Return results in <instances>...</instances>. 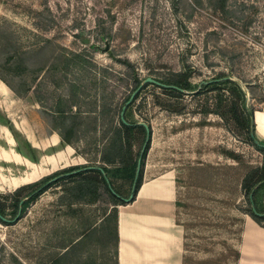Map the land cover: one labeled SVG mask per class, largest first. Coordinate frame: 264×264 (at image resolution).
Returning <instances> with one entry per match:
<instances>
[{"label": "rangeland", "instance_id": "374dc122", "mask_svg": "<svg viewBox=\"0 0 264 264\" xmlns=\"http://www.w3.org/2000/svg\"><path fill=\"white\" fill-rule=\"evenodd\" d=\"M205 5L192 0H0V51H7L3 45L12 32L22 47H34V73L26 83L44 94L38 102L32 92L18 96L4 84L0 88L6 94L0 99V119L10 121L17 136L14 143L1 129V144L6 138L11 144L6 149L19 146L29 154L25 143H31L40 162L26 177L42 169L48 176L70 167L105 168L107 179L127 199L133 182L118 166L103 162L107 152L102 132L117 125L119 107L135 79L140 84L147 78L157 82L170 72L190 68L191 82L198 84L223 72L239 81L248 104L264 113V0H227L222 15ZM45 23L47 31L36 27ZM60 53H83L92 63L90 74L82 82L75 69L62 76L53 65ZM0 74L22 93L19 78L3 69ZM72 85L80 87L75 100ZM58 99L65 104L77 101L71 109L78 118L71 123L79 138L69 147L68 166L49 171L41 158L61 149L55 133L61 127L54 114ZM169 102L185 106V111L169 112L163 106ZM195 103L191 92L176 100L150 85L141 90L131 114L125 110L123 117L149 129L141 181L166 175L174 183L185 264H236L243 221L249 217L240 184L250 168L261 164L262 155L232 123L195 113ZM103 106L109 111L105 119ZM141 137L137 133L132 141L133 157L143 145ZM26 171L24 165L0 161V177ZM3 179L0 201L8 221L0 223V264H115L114 221L108 220L110 211L103 201L76 202L78 194L70 193L75 184L62 180L21 206L16 219L8 193L17 188ZM263 199L262 190L256 197L258 207ZM103 222L107 235L101 231Z\"/></svg>", "mask_w": 264, "mask_h": 264}, {"label": "trees", "instance_id": "16d2710c", "mask_svg": "<svg viewBox=\"0 0 264 264\" xmlns=\"http://www.w3.org/2000/svg\"><path fill=\"white\" fill-rule=\"evenodd\" d=\"M192 1L194 4L198 5H205L208 2L207 6L205 5V7L215 14L219 13L222 15L223 13L227 12V0ZM211 1L218 3V5L211 4ZM37 16H39L38 19L36 18ZM37 16L35 18L37 22H39L41 15ZM35 24L38 25V23ZM39 24H42L41 21ZM45 24L46 25H44V27H36L41 28V30L47 31L50 27H47L49 26L48 23ZM9 36V41H7L5 45H3L4 50L7 51H0V70L3 69L9 71L14 75V77H17L22 81V93H19L15 88L9 85V83L4 77L1 76V74L0 81L4 83L16 95L23 96L22 94L26 95L32 92L36 100L38 102H42L44 100L43 92L41 93V91H38L36 88H33L28 85V83H26V78L34 73L30 65L35 55V48H24L25 46L22 47L18 40L11 37L15 36L14 32H12ZM45 43H48V40H46ZM4 54H6L5 57ZM54 59L55 63L53 65L57 67L58 72L61 71L62 76L65 75L67 71L75 69L81 76L79 81L82 82L83 79L86 78V75L90 74L92 63L91 61L86 59L83 53H60L58 56H55ZM123 64L128 65L127 62H124ZM192 74L193 72L190 68H183L178 72H170L160 80H157V82L159 83L158 85L145 84L142 89H145L151 85L155 88L160 89L169 98L176 100L181 98L183 94L191 92L193 94V98L196 101L195 113L203 115H215L227 123H232L239 130H241L246 141H248V143H250L251 146L262 155L261 164L248 170L241 181L240 187L249 205V210L246 214L258 226L264 228V204L261 207H258L256 204L257 194L262 190L264 191V141L258 139L254 134L252 114L253 112H255V110L248 104L246 91L243 89V86L239 83V81L231 78V76H228L222 72L218 73L211 79L201 81L198 84H193L191 82ZM140 82L141 81H139L138 79L134 80L131 93L129 94V96H127L126 99H124L121 107H119V113L122 112V108L130 99L131 94L138 88ZM79 90V86H71L70 94H72L71 96H73L74 100L77 99L75 92ZM140 92H138L134 96L132 102L126 107V114H131L130 108L132 104L137 100ZM200 98H203L204 101L201 102ZM46 100V102H48L47 98ZM76 102L77 101H74L75 104ZM74 103H66L69 105L67 106L66 111V104L62 99H58L57 104L54 108L56 110L54 114L57 115L56 119L61 124L60 128L55 129V133L60 140L61 149H64L67 146L74 147L75 142H77L74 140H78L79 138L77 135L78 131L72 124L74 123L73 120L77 119V116L79 114L74 113L71 109ZM163 106H165V108L169 112L174 114H182L185 111V106L178 104V106L181 107L177 108L176 105L172 102H169ZM108 113L109 111L107 107L103 106L101 115L104 119ZM0 125L12 135V138L16 143L17 136L14 134L11 122L7 119H4L2 121L0 119ZM137 133L142 136L141 139L142 143L144 144L146 138L145 128L136 122L126 121L124 117H121L120 115L118 117L117 125L111 126L110 128L105 129L102 132L103 142H105L103 145V149L107 152V154L103 155L102 157L103 162L109 166H118L126 175H129L128 178H131V182L134 181L137 160L143 147L142 145L141 149H139V152L135 155V157H133L132 141ZM25 144L29 151V154L24 152L19 146L15 147V152L29 162L37 164L39 162V159L35 155V149L32 148L28 142H26ZM148 146L149 141L147 142L142 153V158H144ZM228 154L230 158H232L233 160H237L238 157L236 155H234L233 153ZM71 179H74V181ZM62 180H67L68 182H73L75 184L74 187L70 188V193H72L73 195L78 194L76 202H94L95 200H101L108 206V209L110 211V214L107 215L108 220L111 218L114 221L113 239L115 264H117V208L119 206L126 205L127 203L125 202V200H127L129 196L127 199L123 198L121 190H117L113 187L112 183L107 179L105 168L84 166L70 167L68 169L64 168L43 177L35 183L26 184L19 187L12 193H8V197L12 200L13 203V214L17 215V212H19L20 208H22L21 206L27 204L28 202L35 201L51 185L57 184ZM141 180V174H139L134 186V191L131 193L132 200H130V202L134 200L137 191L142 183ZM131 186L132 183L130 185V188ZM25 191H27V193L25 195H22V193ZM1 198L2 197L0 195V199ZM1 218H4L6 221H8L5 217L4 203L0 201V223L6 222ZM105 224L106 223L103 222L100 227H102V233L104 235H107L109 232L108 229L105 228Z\"/></svg>", "mask_w": 264, "mask_h": 264}, {"label": "crops", "instance_id": "0c3cea01", "mask_svg": "<svg viewBox=\"0 0 264 264\" xmlns=\"http://www.w3.org/2000/svg\"><path fill=\"white\" fill-rule=\"evenodd\" d=\"M3 84L0 81V88ZM5 95L0 91V99ZM1 129L5 128L0 125ZM55 141L54 136V144ZM1 142L0 161L24 165L27 171L18 176L0 178H4L9 187L26 185L23 179L33 172V167L38 169V163L29 162L14 149V152L6 149L10 140L4 138ZM14 182L17 183L15 186ZM176 211L175 187L170 177L161 175L143 180L134 200L117 208V264H185V239L182 227L176 221ZM237 254L236 264H264V228L249 217L243 221Z\"/></svg>", "mask_w": 264, "mask_h": 264}, {"label": "bare ground", "instance_id": "6f19581e", "mask_svg": "<svg viewBox=\"0 0 264 264\" xmlns=\"http://www.w3.org/2000/svg\"><path fill=\"white\" fill-rule=\"evenodd\" d=\"M255 121H256L258 139L264 141V113H262L261 111H256L255 112ZM56 153L57 154H55V155H54V153H52L45 158V162L49 166V171L50 170L55 171L59 167H66L70 163V160L68 159V156L70 155V148L69 147H65V149L63 151H61V149H59V151L57 150ZM47 174H48V172L45 169H42L39 171L37 170L36 173L32 174L29 177L24 178L23 183L28 184V183L35 182V181L39 180L40 178L46 176ZM143 191H144V188L141 191V194L143 193Z\"/></svg>", "mask_w": 264, "mask_h": 264}, {"label": "water", "instance_id": "95a60500", "mask_svg": "<svg viewBox=\"0 0 264 264\" xmlns=\"http://www.w3.org/2000/svg\"><path fill=\"white\" fill-rule=\"evenodd\" d=\"M145 84H157V85H158L159 83L156 82V81H154V80H152L151 78H147V79H145V80H144V81L138 86V88L132 93V95L130 96V99L128 100V102H127V103L125 104V106L123 107L122 112H121V117H123V113H124L126 107L132 102V100H133L135 94H136L137 92H139ZM255 112H256V111H255ZM255 112H253L252 122H253V124H254V134L257 136V127H256V121H255ZM139 124L142 125V126L145 128V130H146V138H145V143L143 144V147H142V149H141L140 156H139V158H138V160H137L136 172H135V177H134V181H133V185H132L131 193L134 191V186H135V184H136V180H137V178H138V174H139V170H140V165H141V159H142V153H143V151H144V149H145V146H146V144H147V142H148V140H149V129H148V127H147L145 124H142V123H139ZM131 199H132V194L129 196V198L127 199V201H129V200H131ZM19 211H20V210H19ZM18 214H19V212H18ZM17 217H18V215L16 216V219H17ZM1 219H2L3 221H6L4 218H1Z\"/></svg>", "mask_w": 264, "mask_h": 264}]
</instances>
